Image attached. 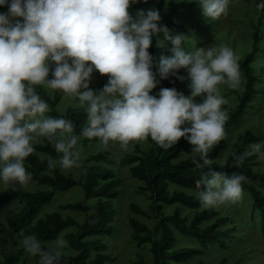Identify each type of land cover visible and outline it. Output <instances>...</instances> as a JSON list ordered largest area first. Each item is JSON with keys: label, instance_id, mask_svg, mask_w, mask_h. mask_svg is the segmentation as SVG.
I'll return each instance as SVG.
<instances>
[{"label": "clouds", "instance_id": "clouds-1", "mask_svg": "<svg viewBox=\"0 0 264 264\" xmlns=\"http://www.w3.org/2000/svg\"><path fill=\"white\" fill-rule=\"evenodd\" d=\"M140 0H0V182L15 191L32 179L25 158L36 151L34 141L46 137L58 157L47 158L48 169L79 166L81 137L99 138L105 145L118 142L131 150L149 136L169 148L182 137L199 154V168L211 164L210 148L227 133L228 103L218 85L237 88L242 81L239 58L226 44L192 48L182 46L183 34L172 35L159 23L160 10H131ZM208 20L227 15L230 0H198ZM264 9V0H256ZM170 40L173 55L162 56L158 75L149 51ZM185 69L187 75L179 73ZM108 74L99 90L89 87L93 73ZM51 72V78L49 73ZM187 80L190 92L176 87L153 89L162 78ZM36 85L59 89L79 98L87 113L86 126L75 132L65 116H50V105ZM197 97H201L197 100ZM251 150L264 159V145ZM243 159V157H238ZM202 161V163H201ZM242 173L228 175L209 168L198 184L203 206H218L242 197ZM24 250L37 264H60L68 241L57 235L45 248L35 234L22 238Z\"/></svg>", "mask_w": 264, "mask_h": 264}, {"label": "trees", "instance_id": "trees-1", "mask_svg": "<svg viewBox=\"0 0 264 264\" xmlns=\"http://www.w3.org/2000/svg\"><path fill=\"white\" fill-rule=\"evenodd\" d=\"M157 1L161 13L166 5L165 0H140L131 10L135 12L136 9L155 4ZM196 4V2L187 0L177 4L173 0L170 1L166 15L159 23L167 25L171 29L182 30L183 28H178L175 24L177 14L180 10L190 9ZM0 12H5L4 5H0ZM260 33L259 22L254 30L253 49L245 56L244 60L239 62L247 79L244 93L238 106L225 123L227 135L213 145L208 152L211 158L210 165L203 168L196 166L193 158L199 159V154L192 153L193 146L183 137L171 147L163 148L149 136L147 140L150 143V148L147 151H142L138 141H135L133 142V153L125 155L120 161L121 165L129 167L131 176L143 184L140 188L141 192L148 193L152 201L150 211L152 217L157 221L155 226L151 229L136 219L131 220V226L134 230L133 239L138 246L151 244L155 264H183L200 253L199 250L193 248H177L176 233L185 239L195 241L203 249H207L213 243L223 244L226 239L231 237L229 230H220L225 220L219 217L217 211L196 212L191 220L181 217L179 211V207L196 211L202 209L203 205L199 197L189 195L185 190L198 194L204 188V185L198 184V181L201 180L204 173L208 172L209 168L225 172L228 175L242 173L247 177L242 182V187L252 196L254 208L261 214V226L264 229V193L251 183L260 179L264 188V173L253 172L251 161L256 156H249L247 151L248 146L253 143L264 145V133L257 135L246 133L238 140L235 152L227 157L225 164L221 165L217 162L226 150L230 127L236 125L244 117L245 112L249 109V103L257 94L255 88L257 78L253 68V59L259 50ZM161 39H163L162 33L153 38L152 46L149 48L154 59L173 55L172 51L158 44L157 41ZM178 81L179 79L175 76H171L158 84L153 89V93L158 92L161 87H173ZM35 87L50 105L47 115L65 116L71 119L75 125V132L79 134L82 127L86 126L85 107L72 105L67 108L65 113H62L58 109L64 96L62 90L52 89L49 93L44 85ZM89 87L96 89L92 85ZM196 99L200 100L201 97ZM76 103H80L78 97H76ZM87 140L98 142L100 149L96 154L84 160L83 171L78 178L71 174L66 175L58 166L55 169H48L47 160L30 154L25 158V167L33 174L31 181L46 188L33 192L19 188L13 191L11 187H7L5 191L0 192V214L14 201H18L21 205L16 213L7 218L6 226L0 219V264H28L23 259V249L19 246L17 236L22 239L24 235L35 234L42 241L43 247L49 248L45 243L53 242L57 235L63 234L71 227H75L77 232L70 234L68 239L70 246L77 253L73 256L61 254L60 264H113L114 260L107 253L109 246L103 241V238H112L116 233L113 222L116 216L115 201L121 195V180L117 177L116 169L112 167L114 161L111 158V142L105 145L99 138H87ZM36 150L51 157L60 155L49 140H46L44 145L37 146ZM184 153L189 155L186 159L182 158ZM241 156L243 159H238ZM78 186L83 188L85 200H93L95 205L88 206L85 202L69 203L61 205L60 209L90 213L83 223L73 218H65L59 212L40 217L43 210L54 202L59 192H67ZM171 186H176L181 190L171 192ZM174 205L177 206L174 213L165 215V206ZM131 210L134 213L148 215L133 204ZM214 218L217 219L213 224L202 227L204 223ZM136 264L147 263L140 256Z\"/></svg>", "mask_w": 264, "mask_h": 264}, {"label": "rangeland", "instance_id": "rangeland-1", "mask_svg": "<svg viewBox=\"0 0 264 264\" xmlns=\"http://www.w3.org/2000/svg\"><path fill=\"white\" fill-rule=\"evenodd\" d=\"M166 5L161 11V17L166 15L168 4L172 0H165ZM176 4L183 0H173ZM196 2L197 4L190 9L180 10L175 18V24L182 30H175L169 28L172 35L183 34L186 37V41L182 46L189 48L194 47H206L212 43L215 45L226 44L233 48L234 52L239 58V62L244 60L245 56L248 55L254 44V30L260 22V43L259 50L253 59V68L257 81L255 88L257 94L249 103L247 111L244 117L234 126L230 127L226 150L223 152L217 162L221 165L225 164L227 157L232 155L236 148L238 140L246 133L253 135L264 133V9H257L256 0H230L229 11L227 15H222L216 20H208L202 14V9L198 3V0H187ZM135 5V4H134ZM134 5L131 6L134 7ZM155 7L158 9V1L155 4H150L140 8L148 9ZM139 8V9H140ZM8 6L4 5L5 12ZM162 47L167 48L171 51L173 45L171 41H165ZM160 58L154 59V67L158 68ZM240 65V64H239ZM242 73V81L239 87L231 88L226 82H222L218 85L220 92L226 97L228 103L223 105L228 109L230 115L239 104L240 98L244 93V85L246 84V75L240 66ZM179 73L187 75L185 69H180ZM171 77V75L169 76ZM168 77V78H169ZM50 78V73H49ZM159 78V75H158ZM167 78H162L161 82ZM108 74H101L98 70L93 73V79L89 85H92L99 90L107 83ZM160 82V83H161ZM173 87L188 94V81H178ZM44 88L50 93L51 88L44 86ZM72 105H77L76 96L64 93L61 103L58 105L59 111L65 113L67 108ZM84 106L85 105H80ZM46 137H38L33 143L43 142ZM85 137H81L79 141V147L81 150V161L79 166H74L70 169H63L66 173L73 175L78 178L83 171L84 160L92 154L99 151V146L96 144H87L84 142ZM53 143V142H52ZM142 151H147L150 148V143L147 139L138 141ZM54 144V143H53ZM111 158L114 161V167L116 169L117 177L121 180V195L119 199L115 201L116 216L113 222V226L116 228L115 236L112 238L105 237L103 241L109 246L108 254L111 255L114 260L113 264H136L139 257L142 256L147 264H155L154 256L151 252V244L147 243L140 247L133 239L134 230L131 226V220L136 219L142 224H145L149 228H153L156 224V219L152 217L151 207L152 201L148 193L141 192L140 188L142 184L131 176L128 166L121 165V159L129 154L133 153V150L122 149L118 142H111ZM251 145L248 146L247 151L249 156H256L251 161V168L253 172L258 174L264 173V159L258 158V153L251 150ZM192 153L195 155L197 153ZM189 155L184 153L182 158L186 159ZM32 185H19L17 187L24 188L30 191H36V186L41 187L37 182H29ZM260 191H263L262 182L258 181L251 182ZM7 188L0 182V192L5 191ZM181 190L176 186H171L170 191ZM189 195L198 194L189 190H185ZM85 202L88 206H94L95 201H86L85 194L81 188H75L67 192H59L53 203L49 204L41 213L42 217L48 212L59 211L65 218H73L83 223L90 213L79 212L74 210H62L61 205L75 202ZM136 205L142 211L148 215L134 213L131 210V205ZM18 201H14L9 206L5 207L3 212L0 214L2 224L6 226L7 218L17 212L20 207ZM177 208L174 206H165L164 214L172 215ZM202 210H215L219 213V217L225 221L222 223L220 230H229L230 238L226 239L223 244L213 243L207 249H203L193 240H188L181 237L176 233L178 242L177 248H193L200 251L199 254L195 255L183 264H264V229L261 226V214L259 210L254 208V201L252 196L243 190L242 197L235 202H226L218 206H203L202 209L196 211L186 207H179L181 217H187L192 219L196 212ZM150 216V217H148ZM217 218L206 222L202 227L213 224ZM75 227L67 229L63 236L68 241V245L63 249L62 254L74 255L77 252L70 246L68 236L76 233ZM17 240L20 248L23 249V259L28 264H37V258L28 254L23 246L22 239L17 236ZM47 246L51 247L52 243H46ZM95 254V253H94Z\"/></svg>", "mask_w": 264, "mask_h": 264}, {"label": "crops", "instance_id": "crops-1", "mask_svg": "<svg viewBox=\"0 0 264 264\" xmlns=\"http://www.w3.org/2000/svg\"><path fill=\"white\" fill-rule=\"evenodd\" d=\"M80 106V105H82L81 103H77V106ZM75 106V105H74ZM81 107H84V106H81ZM47 140V138L44 140L43 139V142H38V143H34V147H35V149H36V147L37 146H39V145H44L45 144V141ZM85 141L84 142H86L87 144H96V145H98L99 146V149H100V144L98 143V142H92V141H88L87 140V137H85V139H84ZM52 143V142H51ZM52 145L54 146V144L52 143ZM33 155H35V156H37V157H39L40 159H42V160H47V158L49 157V155H47V154H45V153H43V152H40V151H38V150H36L34 153H32ZM96 154V153H95ZM129 154H131V153H129ZM93 155V154H92ZM91 156V155H90ZM88 158V157H87ZM86 158V159H87ZM59 167V166H58ZM60 169H61V171L63 172V173H65L66 175H69V172L68 173H66L61 167H59ZM30 182H33V181H30ZM140 182V181H139ZM141 183V182H140ZM142 184V183H141ZM28 185H34V184H30V183H28V184H26V186H28ZM143 185V184H142ZM37 188H35L36 189V191H39V190H44L46 187H44V186H41V187H39V186H36ZM16 188H19V189H23V190H26V189H24V188H21V187H17L16 186ZM75 188H81L82 190H83V188L82 187H75ZM75 188H73V189H75ZM73 189H71V190H73ZM71 190H69V191H71ZM27 191H30V190H27ZM34 192V191H33ZM83 192H84V190H83ZM85 194V193H84ZM91 201V200H90ZM79 202V201H78ZM78 202H75V203H78ZM82 202V201H81ZM69 204V203H68ZM18 211V210H17ZM66 211V210H65ZM53 212H59V211H53ZM53 212H48V213H46L45 215H44V217L47 215V214H49V213H53ZM77 212V211H76ZM80 212V211H79ZM14 213H16V212H14ZM60 213V212H59ZM42 215V214H41ZM40 215V217H42ZM72 228V227H71ZM65 232V231H64ZM63 232V233H64ZM63 235V234H62ZM48 243H52V242H48ZM46 244V243H45ZM49 247V246H48ZM50 248V247H49ZM75 255V254H74ZM67 256H73V255H67Z\"/></svg>", "mask_w": 264, "mask_h": 264}]
</instances>
